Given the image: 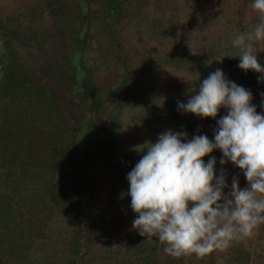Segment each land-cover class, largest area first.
<instances>
[{"label":"trees","instance_id":"trees-1","mask_svg":"<svg viewBox=\"0 0 264 264\" xmlns=\"http://www.w3.org/2000/svg\"><path fill=\"white\" fill-rule=\"evenodd\" d=\"M136 1L140 0H40L35 10L25 12L28 25L17 15L0 17V264H247L241 241L202 258L195 254L173 258L163 252L166 245L155 237L140 236L136 229L123 227V240L114 238L107 222L101 232L94 229L100 210L90 167L96 161H113L130 172L141 158L115 155L116 127L107 117L111 113L106 115L94 75L102 68L97 62L105 61L103 41L110 47L116 45L121 58H126L114 40L110 15H122ZM162 1L177 9L184 0ZM231 16L224 14L221 21L237 23ZM49 20L58 25L56 30L49 27ZM39 22L42 29L33 26ZM163 25L161 38H166L168 26ZM236 29L230 31V48L226 47L234 54L240 49L232 48V41L253 30L251 26ZM173 30L177 34L178 29ZM261 43L254 51L264 67V41ZM210 49L199 53L200 61L207 63H201L205 68L200 69V79L222 69L229 80L251 91L252 104L264 114L261 74L245 72L238 67L237 58L226 60L221 51ZM32 55L42 62V73L29 66ZM217 58H223L222 63ZM182 62L168 63L180 67ZM124 69L128 73L126 66ZM188 83L189 89L180 88L181 98L166 101L162 109L176 131L185 129L192 135V119L199 117L178 111L177 103H187L198 90L191 87L193 80ZM226 114L221 108L215 119H200L218 126L217 121ZM87 121L96 130L85 139ZM128 189L121 187L116 193L127 198L126 211L135 219Z\"/></svg>","mask_w":264,"mask_h":264},{"label":"rangeland","instance_id":"rangeland-1","mask_svg":"<svg viewBox=\"0 0 264 264\" xmlns=\"http://www.w3.org/2000/svg\"><path fill=\"white\" fill-rule=\"evenodd\" d=\"M156 2L155 5L153 0L136 1L129 4L122 15H110L114 19L111 29L114 40L121 46L126 58H121L116 45L110 47L103 41L101 51L105 61L97 62L102 68L94 74L95 83L102 93L100 98L106 105V115L111 113L107 117H111L116 127V156L129 154L141 157L145 153L136 151L137 146L146 142L155 143L158 135L167 130L178 132L173 123L167 120L162 106L168 100L180 99V88L189 89V81L194 82L191 87H198L202 81L200 69L205 68L201 67V63L207 66V63L200 61L203 57L199 53L211 47L209 52L221 51L223 58H237L239 63L237 56L240 52L235 55L233 49L226 50V47L230 48V31L235 27L236 30H247L250 26L254 29L259 23L258 14L251 8L253 0H184L177 9H171L162 0ZM38 3H41L40 0H0V17L17 15L24 25H28L25 12L35 10ZM224 14L237 18L238 24L223 23L221 16ZM157 17L161 20L157 21ZM164 23L168 26L167 37L161 38L160 28ZM48 24L52 30L58 27L52 20ZM33 26L42 29L43 25L39 22ZM175 28L178 32L174 35ZM262 46L259 41L254 45V50ZM91 55L92 52L89 58ZM177 59L183 60L180 67L168 63ZM188 59H194L195 64ZM195 59H199V62ZM28 64L37 74L44 71L42 62L33 55L29 57ZM126 80L128 83L124 84ZM192 122V135L185 129L181 131L187 133L188 139L195 135H207L214 140V129L218 126L200 118H193ZM85 126L84 137L87 139L96 129L92 128L91 121H87ZM222 155L217 149L204 157V161L207 163L211 157H215L217 175L221 169L227 173L225 194L230 191L233 177H238L241 189L247 187V180L238 167L231 162L225 165L219 163ZM89 173L100 210L95 217L94 229L97 233L101 232L104 222H107L114 238L123 240L124 233L120 230L123 227L134 229V218L126 211L127 198L120 197L116 190L126 186L129 188L126 178L129 171L119 168L113 161H96ZM112 198H116V202ZM240 241L247 253V264H264V225L255 230L252 237ZM98 250L97 247L92 252Z\"/></svg>","mask_w":264,"mask_h":264},{"label":"clouds","instance_id":"clouds-1","mask_svg":"<svg viewBox=\"0 0 264 264\" xmlns=\"http://www.w3.org/2000/svg\"><path fill=\"white\" fill-rule=\"evenodd\" d=\"M251 8L259 23L252 31L240 33L232 44L240 49L238 67L260 73L258 80L264 81V67L254 51V45L264 41V0H253ZM215 61L222 63L223 58ZM252 100L250 90L217 68L199 82L187 103L177 102L178 111L199 118L215 119L221 108L227 110L217 121L214 140L207 135L188 139L186 132L167 130L155 143L135 149L145 154L126 177V195L137 214L132 226L140 236L155 237L166 245V255L202 258L252 237L264 225V114L257 112ZM217 149L223 154L219 163L238 167L247 187L241 189L238 177H233L225 194L227 173L221 169L217 175L215 157L204 161Z\"/></svg>","mask_w":264,"mask_h":264}]
</instances>
